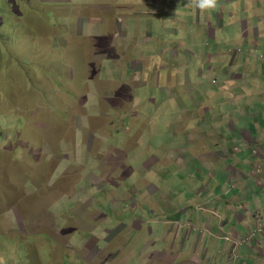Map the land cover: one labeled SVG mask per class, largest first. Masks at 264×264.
Masks as SVG:
<instances>
[{"label": "rangeland", "instance_id": "374dc122", "mask_svg": "<svg viewBox=\"0 0 264 264\" xmlns=\"http://www.w3.org/2000/svg\"><path fill=\"white\" fill-rule=\"evenodd\" d=\"M140 1L0 0V264H182L160 257L171 247L179 251L187 230L192 244L215 238L222 246L235 245L231 236L224 242L217 238L224 226L219 216L186 201L192 198L187 194L201 192L191 189L189 180L181 182L186 172L165 173L164 165L154 171L164 178L160 181L137 168L144 161L165 158L168 143L176 139L163 138L168 145L158 150L148 140L156 145L175 130L181 133L183 103L197 108L201 101L200 94L185 91L184 76H176L171 61L187 53L192 59L194 52L184 40H193L194 32L183 28L184 23L199 22L198 17L190 21L191 13L198 11L192 0H164L161 9L159 0H145L158 4L145 15L132 13L134 5L119 6L134 2L140 7ZM228 2L219 0L211 12L219 15L226 8L228 18ZM114 19L119 21L118 33L123 31L113 40L114 50L132 68L117 63L102 72L100 66L108 63L112 49L106 52L105 39H88L87 34L106 36L112 24L117 25ZM231 21L239 23L240 32L248 18L238 10ZM233 44L227 57L245 45L244 40ZM208 48L216 54L214 42ZM126 69L140 75L120 82ZM212 69L215 73L205 77V84L219 79L217 59ZM191 78L193 87L204 74L195 69ZM123 86L130 87L126 98L117 94ZM138 88L144 90V106L134 107L129 115H140L125 121L118 101L124 98L131 106ZM150 100H165L175 120L157 117V131L145 124L163 112ZM199 149L192 147L195 153ZM254 173L261 171L257 167ZM201 177L211 183L220 180L209 173ZM145 185L150 200L131 198L133 190ZM94 187L111 192L100 204L89 205V215L75 207V197L82 205V195ZM97 212L104 216L95 222L93 218L101 216ZM207 221L214 233L201 227ZM189 222L194 225L182 229Z\"/></svg>", "mask_w": 264, "mask_h": 264}, {"label": "crops", "instance_id": "0c3cea01", "mask_svg": "<svg viewBox=\"0 0 264 264\" xmlns=\"http://www.w3.org/2000/svg\"><path fill=\"white\" fill-rule=\"evenodd\" d=\"M159 1V9L166 6L164 0ZM224 1H230L226 3V6H232L228 18L226 17V8L222 9L219 15L209 11L203 17L197 11V13H191L190 21H193L194 17H198L199 22L194 23L193 21L188 25L184 23V32L189 30L194 32L193 40L189 42L184 40V46L194 52L192 59L188 53L179 56V58H171L174 64L172 70H175L176 76L183 75V81L185 84L187 83L185 91L193 95L200 94L201 101L197 108L194 106L185 107L183 103L181 121L183 131L181 133L175 130L174 134L171 133L169 136L160 138V142L156 145L148 140L154 150H158L159 145H171L170 150L167 151L168 154H164L165 158H161L160 152H157L159 160L144 161L137 168L148 174L150 180L155 178L160 181H163L164 178L158 177L154 171H161L162 169L158 168H163L164 165L167 166V169H164L165 173L177 169L186 172V177L184 174L181 175V182L189 180L191 189H201L197 196L187 194L186 197L192 198L190 200L186 198V201L205 210V213L210 212L213 213L210 215L219 216L220 224L223 221L224 226H220L217 238L224 242L226 236H231L235 245L229 243L226 247L222 246L215 238L209 240L205 238L199 245L192 244L188 239L189 230H187L185 233L187 240L179 251L171 247L164 253V256L160 257L170 263L181 261L182 264H264V235L254 243L236 245L238 238L245 237L250 233L251 228L256 226V214L264 212V0ZM139 4L140 7H135L134 2L119 6L134 5L135 10L132 13L135 15H145L151 11L152 7L158 6L155 2L151 3L145 0L140 1ZM154 4L156 6H153ZM238 10L242 14H246L248 18V22L241 23L240 32H236V26L239 23L231 21ZM155 14L161 16L163 13ZM226 19L229 21L228 23ZM114 21L117 25L112 24V30L104 37L102 32L92 31L93 35L91 32L87 34L88 39H105L104 43L108 46L106 52L112 49L108 63L100 66L102 72L105 68L117 63L123 69L127 66L132 68L131 64L122 61L121 55L114 50L113 40L123 35V31L122 34L118 33L119 21L117 19ZM88 24L95 25L93 22H88ZM238 40H244L245 45H242L241 50L236 51L235 56L227 57L226 52H230L234 45L233 42ZM210 42L216 44V48L213 50L216 54L207 52L211 50L208 48ZM130 51L129 53H131ZM216 59L221 67L219 79L215 78L213 85L205 84V77L209 78L210 74L215 73L212 67L213 64H216ZM195 69L199 75L203 76L204 74V78L201 81L197 80V84L190 87L193 84L191 74ZM133 71L136 70H127V73L124 71L120 82L129 79L128 76L138 77L140 75V71ZM120 90L123 92L117 94L126 98L130 87L123 86ZM162 91L167 92L166 89H162ZM143 92L144 90L140 88L135 91L134 97L131 99V106L126 105L124 98L118 101L119 107L124 109L123 119L125 121L128 117L135 120L137 115H140L136 113L134 116H130L129 114L134 107L144 106ZM169 97L171 100L173 96L170 94ZM155 101L150 100V103L154 104V107H161L163 112H156L144 123H150L154 127V131H157L159 129L157 117L167 115L168 120L172 121L176 116L168 111L169 104L165 100L153 103ZM87 103L89 104L88 99ZM195 123L198 127L193 129L191 124ZM142 138L140 137V140ZM163 138L166 140L173 138L176 139V142L167 144L165 140H162ZM184 140H186L185 143H183ZM195 145L200 148L197 153L192 150ZM256 146L259 151L254 154L253 148ZM192 163V167H189ZM257 167L258 169L261 167L259 174L254 173ZM202 173H209L214 178L224 179L225 182L224 184L220 183V180L217 183L206 182L201 177ZM149 184L151 183L149 182L147 185ZM98 191L102 192L100 196L97 195ZM110 192L105 189L98 190L96 187L86 190L82 195L86 199L82 205L79 204L80 200L75 195L77 200L75 207H82L88 212L89 205L100 204L102 197L109 196ZM146 192L147 186L145 185L144 188L133 190L131 198L136 197L139 202L150 200V195ZM81 211L83 210H80L79 214H82ZM88 214L90 215V212ZM95 215H101L98 220L92 216L93 220L97 222L104 216V213L97 212ZM173 223L177 225L176 222L172 221L171 224L173 225ZM210 223L211 221H207L204 226H201L209 229L206 233H214ZM190 225H194L193 222L186 223L182 229L189 228ZM183 240L185 241V239ZM187 243L190 245L188 246Z\"/></svg>", "mask_w": 264, "mask_h": 264}, {"label": "built area", "instance_id": "2783aa9c", "mask_svg": "<svg viewBox=\"0 0 264 264\" xmlns=\"http://www.w3.org/2000/svg\"><path fill=\"white\" fill-rule=\"evenodd\" d=\"M258 151L259 148L257 146L253 148L254 154H257ZM258 170L260 171L261 167H259ZM255 218H256L255 219L256 227L251 228L250 233L245 237L238 238L236 240V245H245L247 243H254L260 236L264 235V212L257 213Z\"/></svg>", "mask_w": 264, "mask_h": 264}, {"label": "clouds", "instance_id": "9594fccd", "mask_svg": "<svg viewBox=\"0 0 264 264\" xmlns=\"http://www.w3.org/2000/svg\"><path fill=\"white\" fill-rule=\"evenodd\" d=\"M192 5L200 12L201 17H203L205 13L219 6V0H192Z\"/></svg>", "mask_w": 264, "mask_h": 264}, {"label": "trees", "instance_id": "16d2710c", "mask_svg": "<svg viewBox=\"0 0 264 264\" xmlns=\"http://www.w3.org/2000/svg\"><path fill=\"white\" fill-rule=\"evenodd\" d=\"M101 194H102V192H99V191L97 192V195H98V196H100Z\"/></svg>", "mask_w": 264, "mask_h": 264}]
</instances>
